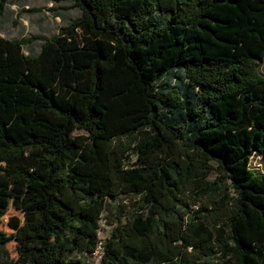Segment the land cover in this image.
<instances>
[{
	"label": "trees",
	"instance_id": "obj_1",
	"mask_svg": "<svg viewBox=\"0 0 264 264\" xmlns=\"http://www.w3.org/2000/svg\"><path fill=\"white\" fill-rule=\"evenodd\" d=\"M53 1L0 28V264H89L103 218L102 264H264V0Z\"/></svg>",
	"mask_w": 264,
	"mask_h": 264
},
{
	"label": "rangeland",
	"instance_id": "obj_2",
	"mask_svg": "<svg viewBox=\"0 0 264 264\" xmlns=\"http://www.w3.org/2000/svg\"><path fill=\"white\" fill-rule=\"evenodd\" d=\"M22 7L18 8L15 5H9L6 7V10L3 16L0 17V28L1 36L4 38H22V37H31V36H43L51 37L56 35L59 29L70 21L78 18L80 12L78 9L72 7L70 3H62L60 5L55 4L53 0H27V5L24 6L23 10H20ZM34 10V12H25L24 10ZM24 11V12H23ZM27 53V52H25ZM259 71L264 73V62L257 64ZM76 134H83L81 131H76ZM253 165L261 168L258 159L253 160ZM220 177V170L212 165L211 171L208 175V180L216 181V178ZM193 190L189 189L188 192L182 197L187 203H189V208L191 211L196 212V215L204 214L202 211V205H207L205 198L198 200L193 203L192 200ZM129 200H133L132 197H127L124 199L123 203H128ZM10 216H15L20 220V223L23 222L22 214L16 212L12 207H9L5 213L0 230L11 235L13 230L8 226V218ZM214 222V221H212ZM211 232L214 236L217 235L215 226H209ZM138 228L141 229V226L138 224ZM111 227L108 226L103 219L99 221V232L98 237L101 243L109 237ZM228 233V228H227ZM6 249L9 252V255L12 259H17L16 253V242L11 240L7 245ZM102 252L98 249L94 254H79L75 257L85 261L89 264H102L101 262Z\"/></svg>",
	"mask_w": 264,
	"mask_h": 264
},
{
	"label": "built area",
	"instance_id": "obj_3",
	"mask_svg": "<svg viewBox=\"0 0 264 264\" xmlns=\"http://www.w3.org/2000/svg\"><path fill=\"white\" fill-rule=\"evenodd\" d=\"M98 249L102 250V244L101 243H99V245L97 247V251H98Z\"/></svg>",
	"mask_w": 264,
	"mask_h": 264
}]
</instances>
